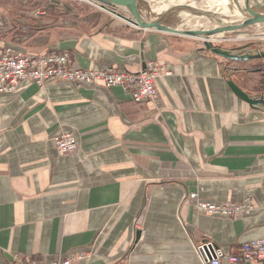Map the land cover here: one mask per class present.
I'll return each instance as SVG.
<instances>
[{
  "label": "crops",
  "instance_id": "crops-1",
  "mask_svg": "<svg viewBox=\"0 0 264 264\" xmlns=\"http://www.w3.org/2000/svg\"><path fill=\"white\" fill-rule=\"evenodd\" d=\"M105 14L88 29L45 18L2 46L67 52L83 70L138 73L152 61L168 73L155 80L161 111L99 83L22 81L0 93V264H201L202 241L229 250L264 239V112L225 85L255 92L264 69L248 73L254 61L227 64L194 39ZM63 133L77 141L72 155L54 147ZM190 193L250 210L203 215Z\"/></svg>",
  "mask_w": 264,
  "mask_h": 264
},
{
  "label": "built area",
  "instance_id": "built-area-1",
  "mask_svg": "<svg viewBox=\"0 0 264 264\" xmlns=\"http://www.w3.org/2000/svg\"><path fill=\"white\" fill-rule=\"evenodd\" d=\"M44 12L36 11L35 16ZM215 42H229L230 39L210 40ZM75 59L67 52H52L40 55L32 52H18L11 47L0 48V93H12L18 83L30 81L42 88L46 81L56 80L80 88L83 85L99 83L105 88L119 87L134 103L144 104L152 111H161V100L155 88V80L160 75H167L160 71L152 61L145 64L138 73L111 68L101 70H83L76 67ZM264 87V86H263ZM264 92V89H263ZM53 144L60 155H72L77 150V141L73 134L63 133L53 139ZM187 198L193 209L200 214L217 218L233 219L249 212L247 204L216 205L203 202L197 193H190ZM195 252L201 264H264V239L254 240L242 244L236 249L225 250L210 240L195 245ZM73 259L56 261L43 259L25 264H70ZM11 264H23L13 256ZM115 264H127L121 261Z\"/></svg>",
  "mask_w": 264,
  "mask_h": 264
},
{
  "label": "rangeland",
  "instance_id": "rangeland-1",
  "mask_svg": "<svg viewBox=\"0 0 264 264\" xmlns=\"http://www.w3.org/2000/svg\"><path fill=\"white\" fill-rule=\"evenodd\" d=\"M166 1L142 0L139 4V12L147 21L162 18V24L167 27L178 30L198 31L205 29V27L201 24L192 25L190 19L193 17H205L215 26H220L223 22H226V24H234L245 17L239 14V16L237 15L233 18H223L219 14L206 13V8L201 5V0H179V2L178 0H174L177 1L178 5H190L194 9L191 7L189 9L185 7H172L167 9L165 7L164 9H167L166 11L157 12V10H160L165 5ZM228 1L227 8L229 10H236L234 4L230 0ZM178 5L174 4L173 6ZM36 11H43L44 14L35 16ZM255 11L259 12V10ZM121 14L125 15V13ZM45 18H52L56 24L62 23L72 25L79 29H88L101 24L106 19V14L87 0H0V48L3 47L2 45L5 42L13 43L19 40L24 33V30L19 31L20 28L34 27L35 24H38L37 22H41ZM239 36H242L243 39H238ZM211 39H230L231 41L229 42L213 43L218 46L222 44L224 45L223 48L227 49L235 45L257 43L256 45L261 46L259 48L261 50L262 45H264V24L251 25L242 29L240 32L224 33L221 36H214ZM192 41L199 47H202V40L194 39ZM263 89L264 87L262 88V92Z\"/></svg>",
  "mask_w": 264,
  "mask_h": 264
},
{
  "label": "water",
  "instance_id": "water-1",
  "mask_svg": "<svg viewBox=\"0 0 264 264\" xmlns=\"http://www.w3.org/2000/svg\"><path fill=\"white\" fill-rule=\"evenodd\" d=\"M93 3L100 10L110 14L111 16L119 19L128 26L141 31H156L165 34H171L181 36L185 38L195 39L196 37H204L202 40V49L210 52L219 59H222L227 64L229 63H246L252 60L264 59V51H251L249 50L251 43L241 45L235 49L223 48L218 45H214L210 38L219 36L224 33L240 32L242 29L256 24H264V15H260V11L264 9V0H245L244 8H241L239 0H231L234 4L236 11L242 16V13L248 18L235 22L232 25H225L217 29L200 30V31H178V29L170 28L162 24V18H156L154 21L145 20L139 12V4L142 0H87ZM249 1L253 6H248ZM190 8L189 6H180ZM118 9H122L127 15H122L118 12ZM255 10H259L256 12ZM242 12V13H241ZM213 14V13H212ZM143 65V69H144ZM260 70H251L248 73L258 72ZM235 72V71H233ZM225 85L228 87L233 96L239 101L247 104L250 109L255 111L264 112V92L251 96L243 89L238 87L230 77H226ZM140 233L136 232V240L139 239Z\"/></svg>",
  "mask_w": 264,
  "mask_h": 264
},
{
  "label": "bare ground",
  "instance_id": "bare-ground-1",
  "mask_svg": "<svg viewBox=\"0 0 264 264\" xmlns=\"http://www.w3.org/2000/svg\"><path fill=\"white\" fill-rule=\"evenodd\" d=\"M201 5L202 6H205L206 8V13H215V14H219L221 17L223 18H233V17H236L237 15L239 16V13L236 11V10H229L227 8V5L229 4V1L228 0H201ZM173 2V3H172ZM216 2V3H215ZM230 2H232L230 0ZM241 8H244V3H245V0H239L238 1ZM91 3V2H90ZM93 4V3H91ZM174 4L178 5L176 2L172 1V0H167L165 5L161 7L160 10H157V12H160V11H163V10H167V9H170L172 7H180V6H184V5H178V6H173ZM94 5V4H93ZM232 6V5H231ZM248 6L250 8H252L253 4L251 1H249V4ZM167 8V9H164V8ZM189 7H191L189 5ZM192 9H194L193 7H191ZM199 9V8H198ZM234 9V8H233ZM201 10V9H200ZM202 11V10H201ZM190 13V12H189ZM204 13V11H203ZM242 13V12H241ZM186 14V13H185ZM260 15H264V9H262L259 13ZM191 15V14H190ZM244 14L242 13V16ZM219 16V17H220ZM241 16V15H240ZM245 19H248V18H244L242 20H245ZM224 21V20H223ZM241 21V20H239ZM190 22L191 24H201L205 27V29L203 30H211V29H217L219 27H224L225 25H232V24H226V22H223V24H221L220 26H215L213 25L212 23L209 22V20L205 17H193L190 19ZM178 31H198V30H178ZM221 36V35H219ZM195 39L197 40H205L204 37H196ZM240 40L243 39L242 36H239Z\"/></svg>",
  "mask_w": 264,
  "mask_h": 264
},
{
  "label": "flooded vegetation",
  "instance_id": "flooded-vegetation-1",
  "mask_svg": "<svg viewBox=\"0 0 264 264\" xmlns=\"http://www.w3.org/2000/svg\"><path fill=\"white\" fill-rule=\"evenodd\" d=\"M257 44V43H256ZM256 44H254V43H251V46H250V48H249V50H251V51H255V50H258V51H264V45H262V48H261V50H259V48L261 47L260 45H256ZM243 45V44H242ZM220 47H223L224 45H219ZM239 46H241V45H235L234 47H231V48H233V49H235V48H237V47H239ZM252 61H254V66H253V69L254 70H260V71H262L263 69H264V59H261V60H252ZM250 62V61H249ZM262 88H263V85H259L258 86V88H257V90L255 91V92H247L249 95H251V96H256V95H258V94H260V93H262Z\"/></svg>",
  "mask_w": 264,
  "mask_h": 264
},
{
  "label": "trees",
  "instance_id": "trees-1",
  "mask_svg": "<svg viewBox=\"0 0 264 264\" xmlns=\"http://www.w3.org/2000/svg\"><path fill=\"white\" fill-rule=\"evenodd\" d=\"M54 23L56 24V22L54 21ZM242 66H246V63H242ZM260 84H264V76H263V78H262V80H261V82H260Z\"/></svg>",
  "mask_w": 264,
  "mask_h": 264
}]
</instances>
